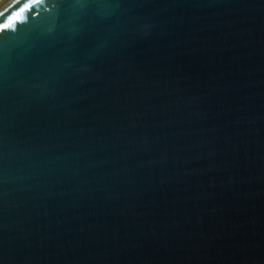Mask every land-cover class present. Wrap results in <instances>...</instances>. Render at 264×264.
I'll list each match as a JSON object with an SVG mask.
<instances>
[{"label": "water", "instance_id": "95a60500", "mask_svg": "<svg viewBox=\"0 0 264 264\" xmlns=\"http://www.w3.org/2000/svg\"><path fill=\"white\" fill-rule=\"evenodd\" d=\"M25 15L0 34V264H264V0Z\"/></svg>", "mask_w": 264, "mask_h": 264}, {"label": "snow or ice", "instance_id": "6c2138e0", "mask_svg": "<svg viewBox=\"0 0 264 264\" xmlns=\"http://www.w3.org/2000/svg\"><path fill=\"white\" fill-rule=\"evenodd\" d=\"M80 2V0H77ZM19 3V0H12V4ZM42 0H25L15 11L11 12L10 15H7L3 20H0V34L8 35L10 33H15L17 24L23 23L26 19V13L32 11L36 5L41 4ZM11 7V5H10ZM0 11V17L5 16V12ZM33 15H39V12H33Z\"/></svg>", "mask_w": 264, "mask_h": 264}]
</instances>
